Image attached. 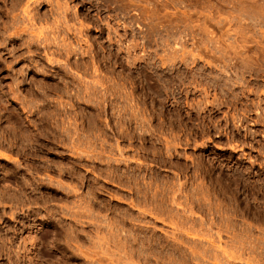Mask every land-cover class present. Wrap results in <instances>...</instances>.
Instances as JSON below:
<instances>
[{"label": "rangeland", "instance_id": "374dc122", "mask_svg": "<svg viewBox=\"0 0 264 264\" xmlns=\"http://www.w3.org/2000/svg\"><path fill=\"white\" fill-rule=\"evenodd\" d=\"M35 7L46 15L28 25L34 35L0 16V246H20L25 260L52 246L48 262L60 259L57 226L72 220L63 206L102 182L110 193H97L95 212L141 217L134 232L176 263L186 256L175 234L188 253L214 251L201 263L264 264V0ZM115 164L152 181L163 204L141 213L121 200ZM104 239L102 264L147 262ZM155 256L146 264H168Z\"/></svg>", "mask_w": 264, "mask_h": 264}, {"label": "bare ground", "instance_id": "6f19581e", "mask_svg": "<svg viewBox=\"0 0 264 264\" xmlns=\"http://www.w3.org/2000/svg\"><path fill=\"white\" fill-rule=\"evenodd\" d=\"M43 1H47V2L51 3L52 0H43ZM43 1L42 0H0V16L11 17V19H13V23H12V25H10L11 27L13 26V28H14V30L12 32L13 34H19L20 31L23 30V31H29L31 35H34V33H35L34 29L30 28L28 25L34 26L33 24L36 23L37 19L42 18L43 14L46 15L45 12H43V13L41 12V14H40V12L36 11V7H35L37 4H40V2H43ZM56 4H58L56 6H61L60 3H58V2H56ZM55 12L56 11H54V13ZM19 18L25 19V22H23L22 25L19 24L20 23ZM0 20H1V18H0ZM22 21H24V20H22ZM6 27H7V25H6ZM119 164H121V163H119ZM108 166H109V164H108ZM108 171H109L108 172L109 180L111 179V176H112V179H114L112 184L113 185L115 184V186L118 187L119 190H121L119 192H121L122 195L119 198L121 200L129 199L130 205L137 207L138 209H143V210H141V213H144L145 210L147 211L146 208H143L144 206L147 205L146 203H148L149 201H152V200L156 201L158 199V197L161 196V192L153 191V184H152L153 182L152 181H149L147 183L143 182V184L141 183V181H135L134 179H136L137 177L136 178H134V177L138 176V175H136L137 173L134 174L133 173L134 171L131 172L127 169L122 170L121 166L118 164H115L113 166L108 167ZM100 174H104V173L100 172ZM100 174H99V176H100ZM105 176H107V175H105ZM100 183L97 182V183L90 184L88 193L92 196H87V198H86V196L83 197V196L78 195L79 198L77 200H75L76 198L73 200L74 202H73L72 206H71V204L63 206V208H62L64 210L63 212L65 214H68L69 217H71L70 219H72V220L69 219L71 222L70 223L68 222V224H65L64 221L62 220V221H60L61 225L57 226L55 240H57L56 241L57 247L60 250L59 251V256L61 257L60 259H58V260L55 259V260H51V262H48V258L53 256V254H54V252L52 253V251H51L52 249H54L52 246H51V248H50V246H47V248H42L40 250L37 248L38 253H36L37 254L36 260L29 258L30 260L26 259V260H28V261H26L24 258H26L28 254L23 255V253L20 251V246H18L17 249H13V247L11 245L6 246L5 244L4 245L2 244V247L0 246V250H2V251H0V255L2 253L4 255L5 254L7 255V260H8L7 264H64L63 262H65V260H66L65 258H68L67 260H69V261H76L75 263L72 262L73 264H102L104 262V259L101 258L102 256H100V254H99L100 252L98 251L97 248H98V246H102L101 240H103L105 237H106L105 242H113V245L116 244V247L119 246L120 248H123V246L131 248V249H129V250H131V253H134L136 251V255L140 256L142 259L144 258V260H146L147 262L148 261L151 262L152 256L156 255L157 259L159 258L158 262H161L160 260H162V262H164L165 260L167 261V259H169L167 261L168 264H178V263H176V259L178 258V256L173 257V254L166 253L162 249H159L158 247H154L152 245L153 243H150V242H152V240H150L148 238V236L146 237L145 235H139V234H136L134 232L133 226L136 224L135 222L142 221L141 217H139V216L134 217L135 215H133L132 212L130 213L129 211L125 212L124 214L121 213L122 215L118 214V215H116L117 217H115V214H114V217H112L113 215L109 217V216L101 215L100 212H95L94 208L97 205L99 207V204H100V202L98 203V201L96 203V200H95V199L98 200L97 197L99 196V194L97 196V193H99V191H102V192L104 191V192L110 193V191L106 187V184H103L102 182H100ZM155 183H157V182H155ZM69 191L72 192L71 189H69ZM75 193H77V191ZM113 194H112V196H113ZM126 195H127V197H126ZM132 195L135 197L132 198ZM158 201L160 204L161 203L163 204L164 193L162 194L161 198L158 199ZM144 204H146V205H144ZM100 206H102V205H100ZM102 207L100 209H102ZM85 223L88 225H85ZM131 224H133V226ZM126 225H128V229H129V230L127 229L128 231L125 229V227L127 228ZM87 227H89L90 229H88ZM186 229H188V228H186ZM88 230H89V232H88ZM102 232L105 234L101 235ZM201 234H203L202 231H199V232H197V235L194 234L193 236L194 237L195 236L201 237ZM100 235L102 237L104 236V238H102ZM173 239L175 240V243L177 244V248L179 249L180 254H182V256L183 255L186 256V259L184 258V256L183 257L181 256L182 258L185 259L186 264L188 262V259H190V257L192 259V256H193V259H198V260L200 259L199 260L200 263L198 261L197 264H205L206 262H204V260H202V263H201V258L206 257L211 252L209 250H213V249H211L212 247L209 248V250H208L209 253H208L207 249L205 251H201V250L199 251L197 248H194L191 246L188 250L189 251V253H188L186 251V249H184V247L181 246V242L184 241L182 239V237L175 234ZM104 240H103V242H104ZM27 241H29V240H27ZM192 241H195V240H192ZM86 242H88V244H89V246H87V247L85 245ZM35 243L37 244V239L33 240V244H35ZM41 243H43V241H40V244ZM147 243H149L150 245H148ZM144 244L148 245L147 246L148 249L144 248V246H143ZM83 246H85V247H83ZM103 247H104V245H103ZM100 251H101V249H100ZM26 252H27V250H26ZM213 252H211V253L214 254ZM124 253L128 254V252H124ZM113 255H115V254H113ZM23 256H25V257L23 258ZM156 256H155V258H156ZM209 256H211V255L209 254L207 256V258ZM187 257H188V259H187ZM207 258L205 259L206 261L208 260ZM105 259H107V258L105 257ZM120 259H121V257H120ZM202 259H204V258H202ZM146 261H144V262H146ZM146 263H144V264H146ZM0 264H6V263L0 262Z\"/></svg>", "mask_w": 264, "mask_h": 264}]
</instances>
